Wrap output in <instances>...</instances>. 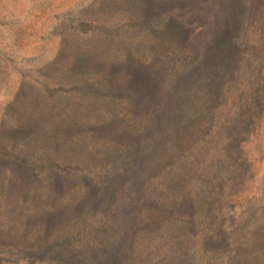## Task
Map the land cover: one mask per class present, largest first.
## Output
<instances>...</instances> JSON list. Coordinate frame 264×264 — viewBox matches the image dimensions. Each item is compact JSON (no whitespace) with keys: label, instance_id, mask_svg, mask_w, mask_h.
<instances>
[{"label":"rangeland","instance_id":"rangeland-1","mask_svg":"<svg viewBox=\"0 0 264 264\" xmlns=\"http://www.w3.org/2000/svg\"><path fill=\"white\" fill-rule=\"evenodd\" d=\"M0 264H264V0H0Z\"/></svg>","mask_w":264,"mask_h":264}]
</instances>
